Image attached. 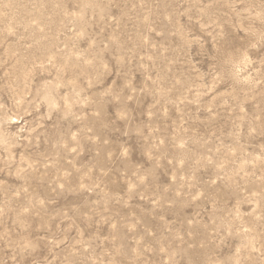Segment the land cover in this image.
Here are the masks:
<instances>
[{
	"label": "rangeland",
	"instance_id": "1",
	"mask_svg": "<svg viewBox=\"0 0 264 264\" xmlns=\"http://www.w3.org/2000/svg\"><path fill=\"white\" fill-rule=\"evenodd\" d=\"M0 264H264V0H0Z\"/></svg>",
	"mask_w": 264,
	"mask_h": 264
}]
</instances>
